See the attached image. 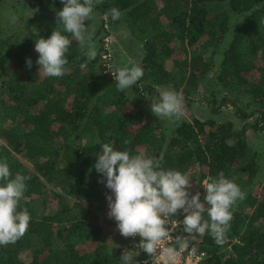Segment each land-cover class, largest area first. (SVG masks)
<instances>
[{
	"label": "trees",
	"instance_id": "1",
	"mask_svg": "<svg viewBox=\"0 0 264 264\" xmlns=\"http://www.w3.org/2000/svg\"><path fill=\"white\" fill-rule=\"evenodd\" d=\"M157 1L99 0L94 13L100 16V29L91 42L109 26L126 23L144 45V57L134 64L144 70L135 86L139 96L158 97L156 87L175 85L189 98L221 56L216 77L229 91L220 105L214 97L210 107L218 114L230 102L239 119L251 118L242 101L229 96L242 91L251 102H264V0H165L164 10L175 7L169 13ZM27 2L39 13L54 14L64 7L61 0ZM113 7L121 10V19L105 21ZM57 27L14 44L3 38L0 27V160L7 161L13 178L28 177L19 208L31 216L22 238L0 246V264H120L121 248H111V237L105 239L99 223V215L109 211V190L98 182L94 168L104 143L133 155L143 152L160 159L166 170L187 173L191 189L196 185L201 195L204 181L220 173L238 184L246 199L232 209L226 243L217 245L208 233L193 240L207 252L203 264H264V161L249 143L246 127L194 118L183 119L167 134L140 101L119 91L115 80L109 83L105 48L89 60L87 49L70 34L66 74L39 78L36 36L48 38ZM167 58L174 69L166 68ZM251 127L264 131V114ZM48 185L63 192L53 190L49 196ZM139 243L129 251L135 264H145L150 256ZM25 251L30 260L23 259Z\"/></svg>",
	"mask_w": 264,
	"mask_h": 264
},
{
	"label": "clouds",
	"instance_id": "2",
	"mask_svg": "<svg viewBox=\"0 0 264 264\" xmlns=\"http://www.w3.org/2000/svg\"><path fill=\"white\" fill-rule=\"evenodd\" d=\"M61 3L64 7L56 13L58 27L50 37L37 35L35 39L39 78H59L66 74L71 38L87 49L85 55L89 60H94L97 55L86 25V21L94 19L95 0H61ZM121 16V10L113 7L103 19L119 21ZM10 22L16 24L17 18L12 16ZM26 64L30 69L32 60L27 58ZM111 72L121 92L133 88L144 76L139 65ZM151 99V111L159 119L178 121L184 115L185 99L180 92L158 90V98ZM101 152L94 168L100 176L98 182L109 190L106 196L108 217L117 222L122 236L139 235L143 252L156 255L161 242L169 238L168 225L171 223L172 227L175 217L181 214L185 233L201 236L208 233L217 245L226 243L232 209L237 201L246 199V193L223 173L205 181L206 195L202 200L200 192L192 194L190 191L192 183L187 173L164 169L160 159L143 152L133 155L127 150H117L109 143L102 145ZM27 179L23 175L13 178L7 161L0 160V246L15 244L28 231L31 216L26 209L19 208L27 189ZM205 214L209 219H204ZM176 255L175 249L166 250L168 262L174 261ZM119 260L120 264H135L130 251H125Z\"/></svg>",
	"mask_w": 264,
	"mask_h": 264
},
{
	"label": "rangeland",
	"instance_id": "3",
	"mask_svg": "<svg viewBox=\"0 0 264 264\" xmlns=\"http://www.w3.org/2000/svg\"><path fill=\"white\" fill-rule=\"evenodd\" d=\"M55 0H45L46 3L54 2ZM165 0H158V7L160 10L167 13L172 12L175 7L165 8ZM99 0H95L98 3ZM15 16L17 18V23L12 24L10 18ZM165 16V15H164ZM166 17V16H165ZM164 17V18H165ZM100 16L94 13V19L92 21H86L88 26V35L95 34L100 29V22L98 21ZM51 26H58L56 13H39L38 10L32 7L27 0H0V27L2 30L3 38L7 39L10 44H14L18 40H23L30 37L36 32L44 31ZM36 29V32H35ZM96 53L100 51V48H105L102 52L103 59L106 61L107 65V75L109 83H113L115 78L111 72L118 68L125 66H132L137 62H140L144 57V45L136 40L131 34L125 22L120 23L117 27L109 26L107 30L101 31L99 37L96 41L91 42ZM178 45L177 42L173 44ZM181 55L177 52V57ZM221 56H217L215 60V66L209 72L207 77L200 82L199 91L193 93L189 98H185L183 93V87H176L175 85H163L156 87V91L163 89H172L177 92L182 93L185 99L184 103V115L180 120H167L159 119L151 111L152 99L149 95L139 96L135 92V86L131 89L126 90L130 98L134 102H139L141 105L149 111L155 122H160L161 126L164 128L167 134H171L176 125L183 119L192 120L194 118H199L201 120H206L209 118H215L218 121H232L235 124L236 129H242L246 127L247 136L251 146L259 152L264 161V131H256L251 127L256 120H259L261 114H264V102L263 103H253L251 99L245 95L242 91H235L230 96L229 99H239L245 105V109L251 113L253 116L248 120H241L236 115V108H234L230 102L221 107V111L218 114H214L212 108L210 107V101L215 97L219 100V105L221 101L225 99V94L228 89L224 88L217 79V73L220 69ZM165 66L167 69H174V63L172 58H167ZM203 82V83H202ZM207 95L211 97L205 98ZM158 98V97H156ZM261 119V118H260ZM1 142V139H0ZM19 159L26 162L28 165L30 163L23 156H18ZM262 173V172H261ZM192 175L198 177V171L193 170ZM261 182H264V177L260 178ZM205 183V181H204ZM53 190L63 192V189L53 188L52 185H48V195L54 196ZM198 187L195 185L193 189H190L192 194H195ZM204 195H206L205 189L202 192L201 198L203 200ZM51 205L55 206L56 202L51 201ZM110 218L108 213H101L99 215V223L104 227L105 239L110 236L108 242L110 245L112 242L118 243V247L122 249L124 242L120 236H115V231L112 228V224L109 222ZM113 235V236H111ZM201 235L192 233L189 234V241L196 244L193 239H201ZM111 240V241H110ZM193 240V241H192ZM113 249V248H112ZM22 257L25 260H30L31 256L28 251L22 253Z\"/></svg>",
	"mask_w": 264,
	"mask_h": 264
},
{
	"label": "built area",
	"instance_id": "4",
	"mask_svg": "<svg viewBox=\"0 0 264 264\" xmlns=\"http://www.w3.org/2000/svg\"><path fill=\"white\" fill-rule=\"evenodd\" d=\"M184 216H176L175 222L171 227V223L168 225L169 238L161 242L160 247L157 250L156 255L150 256L144 263L150 262L151 264H203V261L207 257V252L199 248L197 244L191 243L189 234L184 232L181 221ZM112 221V228L115 231V236H120L122 241L125 243L121 249L123 254L125 251H129L135 245L141 241L139 235L135 237H124L119 233L117 228V222L114 219ZM182 235L181 237L179 235ZM113 236V235H111ZM168 248L175 249L177 255L174 261L168 262L166 256V250Z\"/></svg>",
	"mask_w": 264,
	"mask_h": 264
},
{
	"label": "crops",
	"instance_id": "5",
	"mask_svg": "<svg viewBox=\"0 0 264 264\" xmlns=\"http://www.w3.org/2000/svg\"><path fill=\"white\" fill-rule=\"evenodd\" d=\"M110 246H111V248H113V249H117V248H119V247H118V243H116V242H112V244H111Z\"/></svg>",
	"mask_w": 264,
	"mask_h": 264
}]
</instances>
